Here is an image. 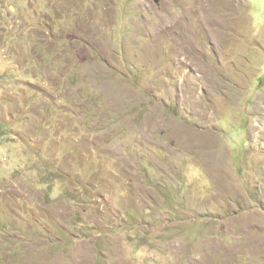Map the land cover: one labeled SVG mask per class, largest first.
I'll return each mask as SVG.
<instances>
[{
    "label": "rangeland",
    "instance_id": "1",
    "mask_svg": "<svg viewBox=\"0 0 264 264\" xmlns=\"http://www.w3.org/2000/svg\"><path fill=\"white\" fill-rule=\"evenodd\" d=\"M0 264H264V0H0Z\"/></svg>",
    "mask_w": 264,
    "mask_h": 264
},
{
    "label": "water",
    "instance_id": "2",
    "mask_svg": "<svg viewBox=\"0 0 264 264\" xmlns=\"http://www.w3.org/2000/svg\"><path fill=\"white\" fill-rule=\"evenodd\" d=\"M157 2H159L160 0H156Z\"/></svg>",
    "mask_w": 264,
    "mask_h": 264
},
{
    "label": "bare ground",
    "instance_id": "3",
    "mask_svg": "<svg viewBox=\"0 0 264 264\" xmlns=\"http://www.w3.org/2000/svg\"><path fill=\"white\" fill-rule=\"evenodd\" d=\"M214 1H215V0H214ZM211 2H212V1H211ZM211 2H210V3H211ZM212 4H213V3H212Z\"/></svg>",
    "mask_w": 264,
    "mask_h": 264
},
{
    "label": "clouds",
    "instance_id": "4",
    "mask_svg": "<svg viewBox=\"0 0 264 264\" xmlns=\"http://www.w3.org/2000/svg\"><path fill=\"white\" fill-rule=\"evenodd\" d=\"M156 1V0H155ZM157 2V1H156ZM157 3H159V2H157Z\"/></svg>",
    "mask_w": 264,
    "mask_h": 264
}]
</instances>
